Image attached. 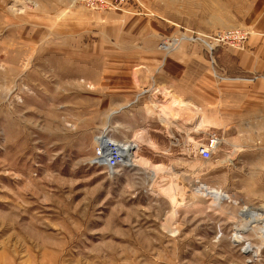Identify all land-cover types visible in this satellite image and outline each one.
Returning <instances> with one entry per match:
<instances>
[{
	"label": "rangeland",
	"instance_id": "obj_1",
	"mask_svg": "<svg viewBox=\"0 0 264 264\" xmlns=\"http://www.w3.org/2000/svg\"><path fill=\"white\" fill-rule=\"evenodd\" d=\"M86 1L0 0V264H264V0Z\"/></svg>",
	"mask_w": 264,
	"mask_h": 264
},
{
	"label": "bare ground",
	"instance_id": "obj_2",
	"mask_svg": "<svg viewBox=\"0 0 264 264\" xmlns=\"http://www.w3.org/2000/svg\"><path fill=\"white\" fill-rule=\"evenodd\" d=\"M102 143H103V147H105V149L110 152V156H109L110 158L105 156V157H103L102 161H97V162L98 163H103V161H104L105 164H107V166L110 168V170L112 171V173H113V169L115 167L120 166V161L122 159H123V162L124 163H127L129 161V158H128L127 154H125L124 152H121V149H119V147L117 146V144H115L113 141L111 142V141L102 140ZM103 153H104L103 149H100L99 157H101ZM171 193L173 194V192H171ZM173 196L176 199H179V197L176 194L175 195L173 194ZM248 212L249 211L247 210L246 212H243V213H245V215H246V214H249ZM251 218H252V221L250 222L249 225L245 226L244 228H241V227L237 228V230H236V237H235L236 242H241L242 240H244L243 237H242V233H244L246 230H248V228L251 225L258 224V223H260V222H262L264 220V217L263 216H261V215L256 216V214H253L251 216ZM262 235L264 237V232L262 233ZM247 250H249V251L252 250V247H250V245H248L247 246Z\"/></svg>",
	"mask_w": 264,
	"mask_h": 264
},
{
	"label": "built area",
	"instance_id": "obj_3",
	"mask_svg": "<svg viewBox=\"0 0 264 264\" xmlns=\"http://www.w3.org/2000/svg\"><path fill=\"white\" fill-rule=\"evenodd\" d=\"M96 3H97L96 0H92V1L90 0L89 3L87 2V5L89 6L90 4L91 7H94V5H97ZM102 5H104V2L102 3ZM228 34H229V37L232 38L236 42L237 46L242 45L243 41L247 39V34L241 30L231 31Z\"/></svg>",
	"mask_w": 264,
	"mask_h": 264
},
{
	"label": "crops",
	"instance_id": "obj_4",
	"mask_svg": "<svg viewBox=\"0 0 264 264\" xmlns=\"http://www.w3.org/2000/svg\"><path fill=\"white\" fill-rule=\"evenodd\" d=\"M255 52H256L255 53L256 57L261 58L262 60H264V46H262V45L257 46L256 49H255ZM260 71H261L262 74L264 73V71L259 70V69L256 72H260Z\"/></svg>",
	"mask_w": 264,
	"mask_h": 264
},
{
	"label": "water",
	"instance_id": "obj_5",
	"mask_svg": "<svg viewBox=\"0 0 264 264\" xmlns=\"http://www.w3.org/2000/svg\"><path fill=\"white\" fill-rule=\"evenodd\" d=\"M103 163H105V162H103Z\"/></svg>",
	"mask_w": 264,
	"mask_h": 264
}]
</instances>
